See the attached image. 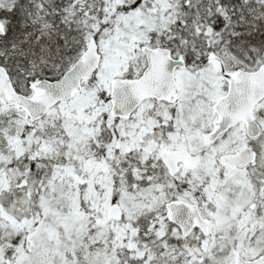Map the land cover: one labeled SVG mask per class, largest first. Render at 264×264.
<instances>
[{
    "label": "snow or ice",
    "instance_id": "obj_1",
    "mask_svg": "<svg viewBox=\"0 0 264 264\" xmlns=\"http://www.w3.org/2000/svg\"><path fill=\"white\" fill-rule=\"evenodd\" d=\"M0 264H264V0H0Z\"/></svg>",
    "mask_w": 264,
    "mask_h": 264
}]
</instances>
